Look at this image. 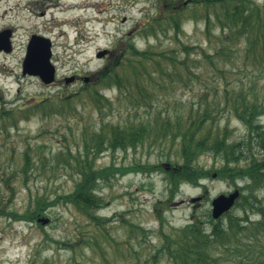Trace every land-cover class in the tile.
<instances>
[{
  "label": "trees",
  "instance_id": "1",
  "mask_svg": "<svg viewBox=\"0 0 264 264\" xmlns=\"http://www.w3.org/2000/svg\"><path fill=\"white\" fill-rule=\"evenodd\" d=\"M187 22L203 24L208 47L182 40ZM136 37L145 41L144 47L136 45ZM186 80L201 83L194 101L182 103L173 98L166 101L167 112L155 108V103L165 100L164 94ZM111 90H115L112 98L107 95ZM78 101L96 113L95 120L76 123L80 147L73 150L65 144L46 154L44 144L27 143L20 155L19 172L25 180L39 170L47 179L50 176L43 173L50 168L53 174L67 175L73 181L71 189L51 198L31 197L24 212L5 209L1 195L0 216L42 227L37 219L47 209L70 205L87 222L89 234L80 231L69 248L84 245L106 259L102 246H111L113 225L111 217L99 213L108 204L99 193L100 184L116 174L163 173L168 195L153 204L162 244L145 261L264 264V125L259 121L264 115V0H154L153 12L143 17L131 35L115 41L108 59L80 91L60 94L56 102L51 98L30 102L23 112L2 113L7 120L1 128H17L20 118L38 113L72 120L70 116L78 114ZM230 118L244 126V137L233 138ZM73 128L68 125V130ZM144 146L158 148L165 161L99 165L105 152ZM14 155L12 149L13 161ZM203 155L213 157L211 167L197 163ZM16 176V170L0 175L10 196ZM214 177L239 190L234 206L217 219L209 211L204 218L192 211L188 223L165 230L164 211L182 185L206 188L202 181ZM238 181L243 185H237ZM202 197L207 198L206 194ZM237 208L240 212L234 211ZM121 225L127 232L126 244H131L133 234L145 235L140 224L121 217Z\"/></svg>",
  "mask_w": 264,
  "mask_h": 264
},
{
  "label": "rangeland",
  "instance_id": "2",
  "mask_svg": "<svg viewBox=\"0 0 264 264\" xmlns=\"http://www.w3.org/2000/svg\"><path fill=\"white\" fill-rule=\"evenodd\" d=\"M75 5L76 7H74ZM154 10V0H56V28L52 35L55 36L54 59L56 60V85L43 86L32 78L23 77L18 66L13 65V72L18 80L11 77H0V82L5 86V97L20 100L9 102L8 107L17 108L24 101H34L43 97H58L60 94L78 92L83 86L80 79L76 84H65L61 79L73 73L81 76H90L104 62L96 57L97 50H111L116 40L131 35L137 24L146 14ZM40 24L54 25L46 19L37 20ZM34 26L32 20L27 23ZM31 29V28H29ZM185 36L183 41L193 45L209 46L203 34V24L197 25L187 22L184 25ZM135 43L139 48L145 46V41L136 37ZM167 42V40H166ZM187 81V80H186ZM196 80L187 81L185 84L165 95V100L155 103V108L167 112L166 101L177 98L185 103L196 99L195 93L200 88ZM17 89L20 91L17 93ZM109 97L115 95V90L107 92ZM35 98V99H34ZM11 103V104H10ZM78 114L64 118L59 115L43 117L40 113L28 119H20L17 128L0 126V175L5 171H17L13 180L14 193H6L4 181L0 177V196L4 195L5 209L24 212L29 204V199L36 195L54 197L57 193L69 191L73 181L64 174H53L46 168L43 178L42 172H33L27 180L20 174L21 152L29 143L37 147L45 145V153L51 154L62 149L67 144L73 150L81 146L79 130L76 123L89 118L96 119V113L90 105L77 102ZM231 119V118H230ZM259 121L264 125V115ZM74 128L68 130V125ZM224 124V122H222ZM229 126L233 130V138L240 139L245 136L246 130L238 120L232 118ZM67 142V143H66ZM14 149L15 161L11 152ZM164 154V153H162ZM159 149L147 146L133 151H119L115 154L105 152L99 159L100 166H126L141 163H156L165 161V156ZM173 157V156H172ZM171 157V158H172ZM200 166L209 168L214 163L213 157L203 155L197 162ZM206 188L184 184L170 208L164 211L167 219L168 230L170 227H182L190 221L192 211L203 215L211 212V200L218 194H227L234 190V185L217 177L202 181ZM237 185H243L238 181ZM101 193L108 204L99 211L100 214L112 218L110 229L111 241L103 244L106 248L104 259L99 252H93L90 247L79 245L74 250L69 248V243L75 240L79 232L89 234L87 222L70 206L58 204L45 211L44 217L49 221L42 227L36 222L13 221L7 216H0V264H154L145 259L162 244L159 237V224L153 211L156 201L164 200L167 195V184L163 173L130 172L125 175L116 174L99 186ZM206 194L207 198L201 197ZM201 197L200 201L190 202L193 197ZM263 198V194H261ZM9 199L8 203L7 201ZM240 212V209H234ZM121 217L136 224L142 225L146 231L133 234L126 244L127 232L121 225ZM204 218V215H203ZM118 241V245L113 243ZM97 250V249H96ZM118 250V254L115 251ZM139 256L140 258H138ZM163 259L156 264H167Z\"/></svg>",
  "mask_w": 264,
  "mask_h": 264
},
{
  "label": "flooded vegetation",
  "instance_id": "3",
  "mask_svg": "<svg viewBox=\"0 0 264 264\" xmlns=\"http://www.w3.org/2000/svg\"><path fill=\"white\" fill-rule=\"evenodd\" d=\"M43 19L48 22L52 21L54 23L52 28H50L51 24L46 25L37 22V20ZM29 20H32L33 28L27 25ZM53 28H56V0H0V77H11L14 80H18V77L13 72V65L15 64L18 66L21 76L32 78L43 86L56 85V60L54 59L56 45L55 36L52 35V32H55ZM46 39L50 44V63L54 68V78L49 83H45L38 74L24 72V63L28 50L43 53L45 45L48 44L45 41ZM109 51L102 57L103 62L108 59ZM67 76H74L72 84L78 83L80 79L82 80V76L79 73H73L64 76L61 82H64V78ZM19 91L17 89V93ZM45 98L35 100L42 101ZM47 98H51L56 102V97ZM18 100L20 99L16 96L12 97V99L5 97V86L0 82V122L7 120V118L1 116L2 113L12 110L23 112L27 109L28 100L17 105V108L9 109V102L13 101L14 103Z\"/></svg>",
  "mask_w": 264,
  "mask_h": 264
},
{
  "label": "water",
  "instance_id": "4",
  "mask_svg": "<svg viewBox=\"0 0 264 264\" xmlns=\"http://www.w3.org/2000/svg\"><path fill=\"white\" fill-rule=\"evenodd\" d=\"M45 41L48 42L46 39ZM107 53V49H102L99 50L96 53L97 58H101ZM50 44L45 45V51L42 52H37L35 50H28L27 57L25 59L24 63V72H32L35 74H38L41 79L45 83H49L53 80L54 76V68L53 65L50 63ZM73 76H70L66 78L65 82L68 83L71 80H73ZM85 81L88 80V77H85ZM239 190L235 189L234 191L230 192L229 194H219L216 197H214L211 200V215L214 219L219 218L223 213L227 212L230 210L237 198L239 197ZM200 197H194L190 201L191 202H196L199 200ZM38 222H41L43 224L47 223L49 221L48 218L46 217H40L37 219Z\"/></svg>",
  "mask_w": 264,
  "mask_h": 264
},
{
  "label": "bare ground",
  "instance_id": "5",
  "mask_svg": "<svg viewBox=\"0 0 264 264\" xmlns=\"http://www.w3.org/2000/svg\"><path fill=\"white\" fill-rule=\"evenodd\" d=\"M74 7H76L75 5H73Z\"/></svg>",
  "mask_w": 264,
  "mask_h": 264
}]
</instances>
